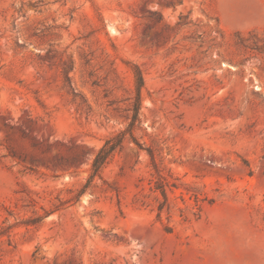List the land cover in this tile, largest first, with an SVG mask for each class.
<instances>
[{
  "label": "rangeland",
  "instance_id": "1",
  "mask_svg": "<svg viewBox=\"0 0 264 264\" xmlns=\"http://www.w3.org/2000/svg\"><path fill=\"white\" fill-rule=\"evenodd\" d=\"M0 264H264V0H0Z\"/></svg>",
  "mask_w": 264,
  "mask_h": 264
},
{
  "label": "trees",
  "instance_id": "2",
  "mask_svg": "<svg viewBox=\"0 0 264 264\" xmlns=\"http://www.w3.org/2000/svg\"><path fill=\"white\" fill-rule=\"evenodd\" d=\"M130 72L132 76V93L133 96L128 98L129 106L124 111L127 115L123 118L128 122L125 130L118 133L112 134L105 139L101 147H99L96 152L92 155L90 161L89 175L85 184L81 189L74 195L73 200H77L85 191L89 188L94 178H101L102 169L109 163L113 155L120 151L123 147V143L126 135L129 136V140L134 141L133 129L136 124L139 123V115L141 110L142 102V91L144 89V78L141 69L137 65H130ZM148 156L150 158L151 164L154 170L159 173L157 165L155 163L154 154L151 150H148ZM160 192L162 201L158 202V217L163 210V208L168 209L167 205V194L165 191V184L163 178L159 176L157 181V186L155 188Z\"/></svg>",
  "mask_w": 264,
  "mask_h": 264
}]
</instances>
